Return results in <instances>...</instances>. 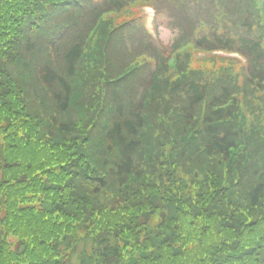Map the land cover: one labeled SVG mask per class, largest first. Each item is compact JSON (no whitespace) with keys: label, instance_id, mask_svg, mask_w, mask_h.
Here are the masks:
<instances>
[{"label":"trees","instance_id":"16d2710c","mask_svg":"<svg viewBox=\"0 0 264 264\" xmlns=\"http://www.w3.org/2000/svg\"><path fill=\"white\" fill-rule=\"evenodd\" d=\"M0 264H264V0H0Z\"/></svg>","mask_w":264,"mask_h":264},{"label":"rangeland","instance_id":"374dc122","mask_svg":"<svg viewBox=\"0 0 264 264\" xmlns=\"http://www.w3.org/2000/svg\"><path fill=\"white\" fill-rule=\"evenodd\" d=\"M160 37L163 39V41L165 43H168V45L171 43V40L174 37V33H172V31H170L169 25L167 26L166 22H164V24H163V28H162V30L160 32Z\"/></svg>","mask_w":264,"mask_h":264}]
</instances>
